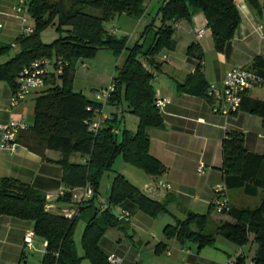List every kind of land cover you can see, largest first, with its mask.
<instances>
[{
  "label": "trees",
  "instance_id": "obj_1",
  "mask_svg": "<svg viewBox=\"0 0 264 264\" xmlns=\"http://www.w3.org/2000/svg\"><path fill=\"white\" fill-rule=\"evenodd\" d=\"M160 1L156 17L146 26L141 42L132 48H127L126 37L107 32L105 24L120 15L141 18L145 13V0H60L58 3L29 0L26 4L33 33L20 35L15 40L18 51L0 64V82L7 83L14 91L19 73L32 61L52 58L53 54L54 63L58 60L64 63L60 75H50L49 83L46 79L47 89L41 91L35 100L33 123L21 135L29 151L39 156H43L45 151L60 155L57 163L63 170L62 183L67 189L60 199L64 203L71 204L70 190L86 184L93 190V198L87 203H93L99 196L101 178L113 171V163L119 156L152 179L162 174L163 166L149 154L148 131L163 127L155 107L152 72L159 69L161 56L175 49L173 24L190 20L195 13H202L211 31L215 50L222 52L227 42L233 39L240 22L233 0ZM246 1L260 16L264 27L258 0ZM66 2L70 4L69 7ZM48 27H55L58 33V38L50 45L44 44L40 38V33ZM10 49L12 45L2 44L0 56ZM99 50H109L116 57L125 53L123 63L117 67L113 77L115 91L107 106L118 108L121 103H126L129 112L138 119L135 132L123 130L119 137L111 133L117 124L115 114L95 137L84 124L93 117L88 109H94L97 105L82 93L73 91L74 67L77 62L92 59ZM252 68L264 76V60L255 59ZM196 79L198 86L192 88V82ZM208 87L202 73H197L192 81L180 85L178 89L210 101ZM243 103L244 98L240 109ZM249 111L264 119V102H254ZM221 154V171L227 190L240 189L250 197H256L260 190L264 192L261 177L264 155L248 152L242 133H227L221 142ZM74 156H78L79 161H71ZM81 159L84 161L80 162ZM45 202L43 192L15 179L0 178V216L33 223L35 237L47 242L41 264H80L82 259L88 264H109L98 244L108 230L119 225L112 206L130 202L152 217L168 212L164 203L151 199L123 176L116 175L110 183L106 201L99 204L94 215L86 222L81 239L83 257L79 258L73 241L77 217L67 219L60 212L46 211ZM100 206L106 208L101 211ZM82 210L83 207L80 208ZM226 215L233 223L221 222L209 230V214L185 212L183 220L165 228V237L175 240L182 247L193 244L197 250L212 245L217 234H222L239 247L251 240L256 245L253 262L264 264V193L258 207L249 209L230 205Z\"/></svg>",
  "mask_w": 264,
  "mask_h": 264
},
{
  "label": "crops",
  "instance_id": "obj_2",
  "mask_svg": "<svg viewBox=\"0 0 264 264\" xmlns=\"http://www.w3.org/2000/svg\"><path fill=\"white\" fill-rule=\"evenodd\" d=\"M28 1L25 0L23 3V0H0V46L5 44V41H11L10 45L14 53L18 51L15 40L21 35L22 23L18 16L12 15V9L19 5H26ZM233 2L240 22L233 39L227 42L222 52L215 50L211 31L202 13H195L190 20H181L173 24L172 40L175 43V49L165 52L160 58L159 69L152 72L155 101L164 102V107L159 110L163 127L148 131L149 154L161 163L163 172L156 179L150 178L143 171L144 177H139L142 192L151 199L164 203L168 212L152 217L141 212L130 202L115 206V212H113L119 225L117 228L108 230L98 244L106 259L114 256L120 260V264H157V260L165 255L170 259L168 261L171 264H178L180 261L184 264H237V261H240V264H250L253 262L256 245L251 240L245 246L239 247L222 234H217L212 245L197 250L196 253L189 248L186 251L190 253L181 252L180 249V254L176 252L173 255L169 252V242H175L178 247L182 246L175 240H167L164 232L166 227L174 226L177 221L183 220L185 212L198 215L209 214L207 222L209 230H211L210 222L213 224L212 230L221 222L233 223L230 217L217 214L212 207L214 187L216 185L225 186L221 171V142L227 133H242L245 149L253 154L264 155V119L249 111L253 108L254 102H264V84L248 92L244 96L241 109L231 116L213 112L211 102L204 97L180 92L178 89L180 85H186L192 81L197 73H202L208 86L221 85L227 71L240 66L252 68L255 59L264 60L262 19L246 0H233ZM258 2L264 18V0H258ZM160 5V0H145V13L141 18L134 19L120 15L112 20L109 27L105 26V30L109 33L114 30V35L117 37L119 33L126 35V46L132 48L137 42H141L144 30L149 25V20L152 19L149 16L150 10L157 7L155 13L157 15ZM151 13L154 12L151 11ZM26 18L27 24L33 27L28 14ZM197 30L203 31L201 38L196 37ZM109 52L115 58L117 67L121 66L124 60L122 55L125 56V53L116 57L111 51ZM119 59H121L120 63ZM54 65L52 61V65L48 68V83L51 81L49 80L50 75L56 73ZM83 74L86 77L92 76L91 81L95 84L94 89L96 90L88 98L91 101L95 100L96 93L105 88L116 75L110 72L102 77L97 75L93 77L95 73L92 72ZM197 86L198 79L192 82V88H197ZM45 89H47V84L41 91ZM41 91L31 93L25 102L11 107L10 100L13 90L7 83L0 82V123H7L11 120L28 123L30 119L33 123L35 100ZM123 105H126V111L123 108V111L119 110ZM104 111L108 118L112 117V114L116 115L115 127L119 130L118 137L121 136L123 130L136 131L138 119L129 112L126 103H121L118 108L106 106ZM124 112L128 114L127 118ZM18 142L22 147L15 154L0 150V178L15 179L45 195H56L60 191L67 190L62 183L63 170L57 163L60 158L58 153L45 151L43 156H39L25 148L23 137L20 136ZM122 160L124 163L122 172L113 173L112 179L108 178L107 184L110 185L116 175L123 176L131 184L134 183L132 178L137 179L139 176L130 169L133 166L125 162L123 158ZM83 161L84 159L80 160V162ZM200 164L204 166L201 175L197 173ZM261 177L264 180V167ZM158 179L168 182L171 185V191L157 189L155 182ZM108 189L109 186L105 189V197L99 195L93 203L83 205V210L80 211L77 219L82 220L84 225L94 215L99 204L106 201ZM263 193L260 190L256 197H250L240 189H226L229 204L236 208L254 209L246 206L248 198H256L255 205L258 207ZM45 205H48L52 211L60 213L73 208L72 204L64 203L56 198L52 202L46 201ZM123 211H127L130 215L127 221L120 219ZM164 216L170 217L166 219ZM32 229L33 223L31 222L0 216L1 264L16 263L17 260L23 258L25 252H31L25 248L23 238L25 233ZM219 238H223V241L221 245L216 246ZM41 244L42 240L38 247L34 246L32 251L41 252L42 261L44 252ZM239 250L242 255L236 257ZM175 251L178 250L175 249Z\"/></svg>",
  "mask_w": 264,
  "mask_h": 264
},
{
  "label": "built area",
  "instance_id": "obj_3",
  "mask_svg": "<svg viewBox=\"0 0 264 264\" xmlns=\"http://www.w3.org/2000/svg\"><path fill=\"white\" fill-rule=\"evenodd\" d=\"M12 15L18 16L22 23L21 35L29 36L33 33V27L27 24V5H19L12 9ZM1 27V25H0ZM262 28V27H261ZM115 31L111 30L110 34L114 35ZM203 35L202 30L196 31V37L201 38ZM55 64V72L57 75L62 73L64 63L58 60ZM52 65V61L47 58L36 59L32 61L28 66L24 67L17 78V88L13 91L10 106L16 107L25 102L31 93L41 91L46 86V79L48 78V68ZM264 84V76L254 68L251 67H236L226 72L224 80L221 85L209 86L207 90V96L212 104V110L223 116H231L236 114L240 110V105L244 96L252 91L257 86ZM115 82L113 78L109 84L98 91L95 95L94 102L96 107L94 109L89 108L92 111L93 117L86 120L84 124L88 128V132L95 137L99 131L106 125L108 116L105 114V108L108 105L109 99L115 91ZM155 107L162 109L164 102L161 100L155 101ZM29 130V125L23 121L11 120L7 123H0V150L15 154L22 147L18 142V138ZM111 133L114 135L119 134L117 128H113ZM204 166L200 164L197 168L199 175L203 174ZM156 188L169 192L171 191V185L158 179L155 182ZM214 200L212 207L214 211L219 215H226L230 209V204L226 194V187L223 185H216L213 189ZM65 191H60L58 194L46 195V201L52 202L55 198L61 199L64 197ZM71 195V204L73 205L70 211H62L61 214L67 219H73L78 217L80 208L85 203L93 198V190L89 184L81 188H75L69 191ZM106 207L100 206V210L103 211ZM46 211H52L48 205H45ZM129 213L123 211L120 219L127 221ZM35 235L33 230H28L23 238L24 246L27 250H34ZM42 250L45 253L47 242L42 241ZM181 252L190 253L181 249ZM242 255L241 250L236 253V257ZM109 264H120V260L114 256L107 258ZM1 264V263H0ZM250 264H255L251 262Z\"/></svg>",
  "mask_w": 264,
  "mask_h": 264
},
{
  "label": "rangeland",
  "instance_id": "obj_4",
  "mask_svg": "<svg viewBox=\"0 0 264 264\" xmlns=\"http://www.w3.org/2000/svg\"><path fill=\"white\" fill-rule=\"evenodd\" d=\"M25 0H23L24 3ZM51 3H58L60 0H49ZM66 6L69 7L70 4L66 2ZM151 11H153L154 13H151ZM157 11V7L153 8L150 10L149 12V16L152 17V19H150L149 21L153 20L156 15ZM27 16V15H26ZM133 21V20H132ZM112 24V21L109 23H106L105 26L109 27ZM115 26V25H113ZM116 28V27H115ZM117 29V28H116ZM119 37H126V35H123L121 33L118 34ZM40 38L42 40V42L44 44H52L57 38H58V33L56 31L55 27H48L46 29H44L41 33H40ZM11 41H5V44H11ZM14 55V50L10 49L8 52H6L4 55L0 56V64L4 63L5 61H7L9 58H11ZM122 58H124V56L122 55ZM49 61L50 59H52L51 61H54V55L52 54V58H47ZM119 59V63H120ZM117 61V62H118ZM118 63V64H119ZM85 64V65H83ZM116 65V60L115 58L112 56V54L109 52V50H99L96 52V54L94 55V57L92 59L89 60H85L83 63L81 62H77L75 64L74 67V72H73V81H72V89L74 92H82L86 98H90L91 94L96 90L95 88V84L91 81V77L89 76H84L83 73H95L93 75V77L95 75H97L98 77H102L104 74L110 72V73H116V69H117ZM125 109V111L127 110L126 105H123V107L119 108V110L123 111V109ZM124 114H126L124 112ZM127 115H125V118H127ZM27 125H30L32 123V120L30 119L29 122H25ZM71 161L76 162L79 161V157L78 156H74L71 158ZM123 160L122 157H118L114 163H113V172L112 173H106L100 180V186H99V195L100 197H105L106 196V187L110 186L109 184H107V180H109L108 178L113 177V173H120L122 172V165H123ZM129 167V166H127ZM130 169H132V171H134L135 173H138L139 176H137L136 178H132L133 182V186L136 187L138 190H140L142 192V183H141V178L139 177H144V173L142 172V170H137L136 168L131 167ZM126 176H129V174H126ZM134 177V176H133ZM136 177V176H135ZM112 181V180H111ZM231 197V194H230ZM257 199L256 198H248V202H246V206H250L251 208H255ZM115 206H112V210L114 211ZM115 212V211H114ZM166 219H168V217L170 216H164ZM171 219V218H170ZM170 223L172 224V219L170 221ZM209 228L212 230L213 228V224L210 222L209 223ZM85 229V225L83 223L82 220H77L75 223V227H74V231H73V241H74V245H75V250L76 253L78 255L79 258L83 257V250H82V245H81V239H82V235ZM159 231V230H158ZM223 238H219V241L216 242V246L221 245V241ZM41 240L39 238H35L34 239V246L38 247V245L40 244ZM169 252L172 253L173 255L177 252L178 254H180V249L183 250H187V249H191L194 253L197 252V249L194 245L192 244H188L185 247H178V245L175 242H169ZM175 249H177L178 251H175ZM207 251H209L207 249ZM41 252H37L34 253L33 251L31 252H25L24 256L21 260H17L16 263L13 264H41ZM168 260V258H166L165 255H163L161 257V259L157 260V264H171ZM80 264H88V262L85 259H82L80 261ZM178 264H184L183 262H179Z\"/></svg>",
  "mask_w": 264,
  "mask_h": 264
}]
</instances>
